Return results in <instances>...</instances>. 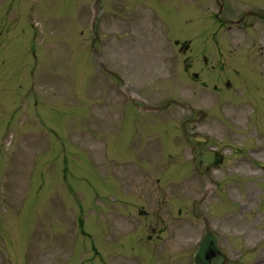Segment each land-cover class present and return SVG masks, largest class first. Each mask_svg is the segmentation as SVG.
Returning <instances> with one entry per match:
<instances>
[{
	"label": "rangeland",
	"instance_id": "374dc122",
	"mask_svg": "<svg viewBox=\"0 0 264 264\" xmlns=\"http://www.w3.org/2000/svg\"><path fill=\"white\" fill-rule=\"evenodd\" d=\"M225 2L232 9L223 17L264 10V0ZM94 3L0 0V264H190L203 227L193 202L204 182L197 184L189 145L178 134L180 151L174 141L187 114L174 106L157 114L122 104L128 93L115 89L116 80L88 50ZM218 9L215 0H103L98 44L109 67L135 80V95L155 104L179 97L210 115L202 131L209 147L224 150L213 177L225 198L208 197L205 211L234 250L230 264H247L264 256V172L235 162L242 160L236 157L243 133L245 152L264 146V66L258 71L247 52L249 46L264 54V20L246 17L245 38V29L228 30L211 16ZM194 73L208 84L193 86ZM104 102L111 104L101 111ZM217 102L247 112V125L240 111ZM135 139L138 149L150 151L144 162L180 153L186 163L172 162L168 176L164 166L145 164L139 175L146 181L150 175L152 184L162 178V186H153V205L161 199L157 212L175 243L165 235L145 238L144 226H156V216L147 193L134 190L139 173L124 165H138ZM255 157L264 160V153Z\"/></svg>",
	"mask_w": 264,
	"mask_h": 264
},
{
	"label": "water",
	"instance_id": "95a60500",
	"mask_svg": "<svg viewBox=\"0 0 264 264\" xmlns=\"http://www.w3.org/2000/svg\"><path fill=\"white\" fill-rule=\"evenodd\" d=\"M264 18V12L255 13ZM192 142H196V139L189 137ZM200 156L207 162V165L211 161L210 154L199 152ZM209 236L202 241L198 249V257L201 259V264H223L224 256L218 247L217 237L215 234L208 232Z\"/></svg>",
	"mask_w": 264,
	"mask_h": 264
}]
</instances>
